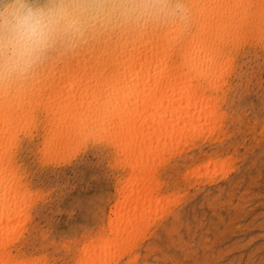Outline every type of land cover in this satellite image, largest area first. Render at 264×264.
<instances>
[{"label": "rangeland", "instance_id": "obj_1", "mask_svg": "<svg viewBox=\"0 0 264 264\" xmlns=\"http://www.w3.org/2000/svg\"><path fill=\"white\" fill-rule=\"evenodd\" d=\"M194 1L186 0L189 7L191 2ZM198 1L200 0L195 1V3ZM115 34L116 32L104 35L100 41L105 45L106 39L115 38ZM250 41L252 44L249 45ZM244 43L240 44L241 47L239 46V49L237 48V51L235 50L233 54L232 65L234 66L230 65L232 68H226L227 71L230 69L233 71L231 72L230 70L231 73L227 72V75H222L219 78V90L216 91L217 93L211 91L212 95L210 94V96L214 98L217 96L216 99L219 96V103L217 100L216 102L213 100L214 102H210L204 108L206 116L204 121H207V118L208 121L206 123L202 122V126L204 123L205 128H208L212 124L210 129L214 130V132L211 133L209 129L208 131H202L203 134H199L201 133V126H199L195 130L198 132L199 129V135L196 134L198 137H196V140H193V138L195 139L193 135L192 137L191 135L182 137L186 143L187 141H192L191 144H184L182 139L177 140L176 145H174V141H171L173 144L171 142L166 144L170 147L169 144L171 143V146H173L170 148L167 146L172 151H169L172 155H169L167 148H165L166 146L164 148L158 147L159 150L161 149V154L157 151L158 149L156 150V154H159L160 158L152 151V158L156 155V158H153L156 161L155 164H158V158L160 160L163 156L167 161L162 164L165 160L163 159L162 162L158 160L161 162V165L160 163L158 164L159 167H162L159 168L157 166L158 170L156 166H153L155 164L151 163V155L148 156L149 165L151 163V166L156 169H151V166H149L151 172L148 173L150 179L148 177L149 181H147L151 182V184L143 181L148 187H145L144 184L138 186L140 190H138L139 196H141L142 192L151 193V195L147 194L144 196V198L151 196L148 199L149 201L145 198L144 203L141 200L143 196L139 198L140 200H134L136 198V189L133 190L134 196L133 194L128 196L129 200L124 196L125 192H127L125 187H131L129 183L133 182L129 178L128 180L130 181H125L126 177H129L130 171L123 164V161H121L122 163L120 162L121 156L117 155L118 158H116L115 149L109 144L106 145V140L103 141L100 138L99 142H96L98 139L92 135H90L91 138L88 135L87 139L80 136L77 139L78 142H73L69 145L71 147L68 146V149L66 147V151L64 148V152L62 150H60V153H58L59 151H51V154L53 152L52 155L48 151L46 152L48 138L45 136H48V134L45 132V121L47 117H45V113L42 110L49 103L65 104V99L55 100V96L49 95L56 92V96H58L57 91L66 86L68 81V79L66 81V77L68 75H65L62 69L65 68L64 64L69 57L72 56V59H74L73 57L78 56L77 52L64 57L53 58L40 69L32 82L22 85L13 91L11 95L0 93V114H5L4 122H9L13 112L19 115L15 119L17 122L13 124L15 126L19 122L15 126L18 127L15 131L17 136L13 130L17 137L16 141L14 140L15 136H11L10 140V137L6 138L11 134L12 130L11 132H9L10 130L8 131V135L6 132L7 125L5 128V124H0V130L5 128V135L1 137L0 141L2 143L0 142V145L5 144V151L7 150L5 152L1 146L3 150L0 153L5 155L1 154L3 162L1 160L2 164L0 165L4 166L0 170H6L4 171L5 175L1 179L3 178L5 180L3 183H5L10 178L12 183H17L16 186L21 183L16 188L18 189L21 186L19 188L21 192L26 188L24 192L28 190V193L26 194L25 192V194H29V196L25 195L26 197H24L14 187L17 195L20 193L19 197L24 198H21L24 202L20 204L22 202L20 199V203L15 204V209L17 210H9L10 216L17 215L14 216L15 218L8 215L10 221L13 219V224L11 225L14 226L16 222L19 223L18 226L16 225L17 227L15 226V233L10 236V238H13L8 243V248L6 247V251L8 250L11 253L9 255L14 260L12 261L13 264L17 263V260L18 264H23L26 261L27 264H94V262H96L95 264H264V47L253 40L246 41V44ZM52 70L57 72L55 71L53 75ZM62 75H65L64 78ZM52 76L56 77V80ZM81 77L83 79L79 82V87L74 85H76V80L78 82L80 78L74 79L73 92L76 88V93L74 92L76 99L74 101H87L92 96L89 93L83 95V92L80 91L82 87L80 85L83 83L86 86L87 82L85 80H88L84 76ZM52 80L53 82L51 83ZM62 80L66 84L62 83ZM91 82L88 81L90 85H87L88 87L86 88L90 89L91 87L94 89V81L91 80ZM223 82V85L220 84ZM62 84L65 85L63 86ZM220 86H223L222 90ZM228 86L231 87L229 88ZM52 87L55 88H53L54 91H51ZM78 91H80L82 96L80 93L77 94ZM76 95H79V97ZM211 103L219 104L215 105L217 110L213 107L214 104L212 106ZM209 105L211 109L212 107L214 108L212 110L209 109L211 114L215 115L213 118L208 117L210 112L206 109ZM29 110H34L32 113L37 118H33V114L31 115ZM208 113L209 115H206ZM25 114H27V117H25ZM222 114H224L223 118L220 116ZM216 115L219 116L217 117L220 122ZM203 116L204 113L199 116L201 121H203ZM41 118L42 120H40ZM215 118L218 121H215ZM33 119L34 124H31L30 127V120ZM39 120L40 122H38ZM209 121L210 125L208 124ZM21 122L22 124L20 125ZM37 123L39 126L31 130L33 126L38 125ZM214 123L215 125L219 123L222 125L221 123H223L222 126L218 125V129L222 128V130L218 131L217 125L213 126ZM25 125L26 127L24 128ZM21 127L26 130H22ZM42 127L44 128L43 130ZM19 132L20 134H18ZM42 133L43 136H41ZM205 133H208L206 137ZM80 138L83 139L81 142ZM9 142L12 148L8 145ZM12 143L17 145H12ZM74 143H79L80 145L77 144V147L74 146ZM175 147L178 148L175 149ZM10 149L11 151H9ZM163 150L164 153L162 152ZM165 152L167 153L165 154ZM44 153H48L49 156ZM7 155L8 158H12L9 159L10 161L7 160ZM208 159L211 160L209 161ZM115 161H117L116 164ZM10 162L13 163L10 164ZM203 162L206 167L202 165ZM8 163L12 167L8 166ZM162 165L165 166V169ZM7 168L10 172L8 175H6ZM10 168H13L14 170L12 169V171L16 172H14L15 177L11 175L12 171ZM154 169L158 172L157 174L154 172L153 176L157 177H154L155 181L158 179L161 182L160 184L158 180V184H156L153 180L154 178L150 175ZM25 174L26 176H24ZM5 176H7V179L4 178ZM17 176L20 179H18L19 183H15ZM133 176L139 177L138 174ZM151 179L153 182L150 181ZM120 180L123 183H120ZM9 182L4 185H11L12 183L9 184ZM152 183H155L157 188L160 189L159 193H157V188L154 189V184L151 187ZM122 184L126 185L123 186ZM26 185L27 187H25ZM11 186L13 187V184ZM119 186H122V189ZM142 187H145L146 190L142 191L145 189H142ZM149 187H151V190H148ZM7 192L11 194V191ZM122 193H124V199L121 197ZM160 196L164 200L162 198L161 200ZM130 199L131 204L129 203ZM165 200L167 201L165 202ZM115 202H118L120 206H116ZM147 202L151 206H154L157 202L159 203H157V207L154 206V210L152 206L151 210V206ZM17 204L19 206L22 205L23 210L21 207L18 209L19 206ZM162 205L165 206L162 207ZM134 206L137 210L133 209ZM128 207L129 209L131 207V209H127ZM143 207L146 209L148 207V212L146 209L145 212L144 210L142 212L141 209ZM161 208H164V211ZM155 209L156 214H154ZM19 210L22 211V216ZM120 210L123 212L128 210L129 215L131 210L135 214L137 213L135 215L137 221H134L135 223L132 222L134 227L131 226L133 231L131 232L132 229L128 228L130 234L126 232L119 234V236L121 235L120 239H122V236L125 239L122 240L120 245H117L119 247L115 245L118 249L116 247L113 249L112 255L114 257L111 256L109 259V252L107 251L108 255L103 253L104 255H99L100 259L99 257L85 259V254L94 250V252H98L97 242L101 240L100 238L106 241L119 237L117 233L111 232L108 224L110 218L114 219L115 217L113 212L118 214ZM147 213L152 218L149 219ZM139 217L140 221L143 218L147 219L146 222L145 219L142 220L145 224L142 223L143 225L140 226ZM16 219L17 221H15ZM1 225H4V223L2 222ZM8 225H10V222ZM16 233L22 236L19 235L20 237L18 236V238ZM126 234L128 238H126ZM111 250L109 251L111 252ZM121 251L127 252L122 253ZM114 252L118 254L115 255ZM120 253H122V257L119 256ZM97 258L101 261L99 262ZM10 260L8 264H12Z\"/></svg>", "mask_w": 264, "mask_h": 264}, {"label": "bare ground", "instance_id": "obj_2", "mask_svg": "<svg viewBox=\"0 0 264 264\" xmlns=\"http://www.w3.org/2000/svg\"><path fill=\"white\" fill-rule=\"evenodd\" d=\"M195 1L191 2L190 7H189L190 8L189 23L187 24V26L183 28L178 27V26H166V27H149V28H144V29H139V30L120 31L119 33L116 32L115 38H110V39L107 38L105 45L100 41L102 40L101 38L102 36H101L97 38L94 42H92L91 44L78 50L77 57H73L74 59H72V56H71L67 59V62L64 64L65 66L63 65L65 68L62 69V72H64L65 75H68V76L71 75L70 77L67 76L68 78L66 77V81L68 79V81L66 82L67 84L62 80V83L66 84L65 86L66 88L64 87L65 89L62 88L61 90H58L57 91L58 96H56V92L51 93V95H49V96H55V100L65 99L66 102L65 104L62 103L61 105L59 103H49L44 107V110H42L45 113V117H47L46 118L47 120L45 121V126H46L45 132L48 134V136H45L46 138H48L46 152L48 151L50 153L51 151H56V152L59 151L58 153H60L61 152L60 150L64 152L63 149L65 148V151H66V147L68 149V146L71 145L73 142L75 141L78 142L77 139L80 136H83V138L87 139L88 135L90 138H91L90 135H92L93 137L98 139V140L96 139L97 140L96 142H99L100 138L103 141L106 140V145L109 144L115 149L116 158H118V156H121L122 158L120 159V162L123 161V164L130 171L129 177H126L127 179L125 181H127L128 178L133 181L129 183L131 187L130 186L128 187V185H127L128 188L125 187V190L127 192H125V194L122 193L121 197L124 199V196H125L127 199L128 196H130L131 194H133L134 196L133 190L135 189L137 192L135 193L136 198L134 200H140L139 198L143 196V199L141 200H142V203H144L143 201L145 200V198H147L148 200L149 197H151V196L149 197L147 196L144 198V196H146L147 194L151 195V193L142 192L146 190L145 187H148L145 183H143V181L144 182L146 181V183L151 184V182H148L150 179V177L148 176V173L151 172L150 170L152 168H155L151 166V163H154V164L156 163V161L153 160V158H156L155 156L157 155L156 150L158 149L157 151L160 152L161 154V149L159 150L158 147L164 148L166 146L165 148H167L168 145L166 144H168L171 141H174L175 142L174 145H176V142H178L177 140L182 139V137H185L187 135H191V137L193 135L195 137V139L193 138V140H196V137H197L196 134L199 135V134H203L202 131H206V130L208 131L210 127H212L211 126L212 124L210 125V121L211 122L213 121L212 119H210L208 123L210 126H208V128H205L204 123H203L204 127L202 126V122L206 123L208 121V118H207V121H204L206 117L204 108L210 102H214V101L216 102V100L217 102L219 101V96L216 99L217 96H215L214 98L213 96H210V94H211V91H213L214 93L219 90V85H218L219 78H221L222 75H227V72L228 73L230 72L231 69L227 71L226 68L228 69L232 68L230 65L233 64V59H234L233 54L235 50L239 46L241 47L240 44H243L244 42H245L244 44H246V41H249V40H253L256 43L261 44L264 47V0H200L197 3H195ZM250 44H252L251 41L249 42V45ZM224 70H226L225 71L226 73L224 72ZM55 71H53V75ZM232 71L233 70H231V72ZM223 72L224 74H222ZM87 74L88 76H86ZM81 76H84V78L86 77L85 79L88 78L87 81L85 80L88 86L90 85L88 84V81L92 83L91 80H93L94 89H92L91 87L90 89H88L86 88L88 86L87 85L85 86L82 83V85H80V87L81 86L83 87V88L81 87L80 89V91L83 92L82 94L87 95V93H89L92 96L87 101H84V100L74 101L76 99L74 95L76 88L74 89V92H73V87L74 86L79 87V82L83 79ZM52 78L55 79L56 77L52 76ZM79 78L80 80L77 82L76 79H79ZM74 79L76 80V85H74L75 84ZM57 81H60V80H57ZM48 82H50V80H48ZM52 82L53 80L51 81V83ZM57 83L58 82H56V84ZM220 84L223 85L224 82ZM57 85H59V83ZM222 87L223 86H220L221 90H222ZM53 88L54 87H52L51 91H54L55 88L54 89ZM80 91H78L77 94H79ZM49 96L48 98H50ZM77 97H79V95ZM223 100L221 101L223 102ZM218 103L217 105H219ZM211 104L213 106L214 103H211ZM210 105L206 109L207 111L210 112V115L209 113L206 115H209L208 116L209 118L210 117L213 118L215 115L211 114V111L209 110L211 109ZM215 105L216 103L213 106L214 108H216L217 106ZM213 107L212 109H214ZM218 108L220 107L218 106ZM34 110H29L31 111L30 112L31 115L33 114L32 112H34ZM215 110H217V108ZM203 113H204V116L202 117L203 121H201L200 120L201 118L199 116L200 115L202 116ZM212 113L215 114V112L213 111ZM27 114H29V112H27ZM27 114H25V117H27L26 116ZM222 115L220 116L223 118L224 114ZM0 116H1L0 124L1 123H3L2 125L5 124L4 125L5 128L7 125L6 132L8 135H9V132H11L12 130L11 134L8 137H6V138L10 137L9 138L10 140L11 136L12 137L15 136V133H16L15 131L18 128L15 126H17L19 122L15 124V126L13 124L17 122L15 121V119H17L16 116H19V115L13 112L10 116L9 122H4L5 121L4 113L3 114L1 113ZM217 116L218 115H216V117ZM34 117H35V114H33V118ZM218 117L217 119L219 120ZM217 119L215 118V121ZM40 120H42V118ZM40 120L38 122H40ZM30 121L31 122L29 123V125L31 127V124L32 125L34 124V119ZM43 121H42V124H43ZM21 124L22 122L20 123V125ZM221 124L223 125V123ZM2 125L1 127H3ZM29 125L27 124V126ZM216 125L215 123L213 124L214 127ZM218 125L222 126L220 125V123ZM218 125L216 126L217 129L219 127ZM11 126H13L12 129H10ZM38 126L39 124L33 126L31 130H34L33 128L38 127ZM45 126L43 125V127ZM199 126H201L200 127L201 133H199V129H198V132L195 131L197 130V127ZM25 127L26 125L24 126V128ZM43 127H42V130L44 129ZM5 128L0 130V140H1V137L5 135L4 133ZM21 129L26 130V129H23V127H21ZM220 129L222 130V128ZM220 129H218V131ZM13 130L15 133L13 132ZM210 132L213 133L214 130L213 131L211 130ZM12 133H14V135H12ZM18 134H20V132ZM207 134L205 133V137L207 136ZM16 136H17V133H16ZM41 136H43V133ZM95 138L93 140H95ZM16 139L17 137L14 138L15 141ZM14 140L13 142H15ZM82 140L83 139H81L80 142ZM183 140L184 139H182V141ZM184 141L183 143L185 144L186 141L185 142ZM79 143H74L75 144L74 146H77V144ZM171 143L173 144V142ZM171 143L169 145L170 147H173L171 146ZM187 143L191 144L192 141L191 142L187 141ZM10 144L11 143L9 142L8 145L10 146ZM14 144L12 143V145ZM1 146L2 148H4V151H5V148H6L5 144L0 145V148ZM43 146L45 145L43 144ZM179 146L181 147V145ZM10 147L12 148V146ZM2 148L0 151L3 150ZM169 148H167L168 153L169 151L172 152L171 150H169ZM177 148L175 147V149ZM181 150L184 151L183 149ZM9 151H11V149ZM152 151L154 152V154H156L155 156H153V158H152V155H153ZM162 152L164 153V150ZM166 153L167 152H165V154ZM1 154L3 153H0V161L2 160L1 157L5 155L3 154V156H1ZM9 155H11V153H9ZM45 155L49 156L48 153ZM150 155H151L150 160L151 159L152 160L149 165L148 156ZM169 155H172V154L169 153ZM157 157L160 158V155L158 154ZM163 157H161L160 159L161 162L163 161V159L165 160V158ZM7 158H8V155H7ZM47 158L46 160L49 159ZM9 159H12V158H8L7 160ZM43 159L45 160V158ZM158 160H157L158 164L160 163L161 165V162H159L160 160L159 161ZM117 161H115V164ZM152 161H155V162H152ZM166 161L167 160H165L164 163L162 162V164H165ZM208 162H205V163H208ZM12 163L10 162V164ZM214 163L216 162L214 161ZM0 164L2 163L0 162ZM158 164H155V165L152 164V165L159 167ZM202 165L206 167L205 166L206 164H204V162ZM2 166L0 165V168ZM8 166L12 167V165H9V163H8ZM149 166H151L150 170H149ZM162 166L165 169V166L164 165ZM8 168H7L8 171L6 175L10 173ZM12 169L13 168H10L11 171ZM155 169L152 170V174H150L153 178L155 177L153 176V173L155 172L157 174L158 172V171L156 172ZM4 171L6 170H3V169L0 170V264H8L9 263L8 261L10 259H11L10 262L13 264L12 261L14 260L9 255L11 253L8 250L6 251V249L8 248L7 247L8 243H10L12 240L11 238H13V237L10 238V236L15 233V226L16 225L18 226L19 223L16 222L18 224L15 223L14 226L11 225L13 224L12 223L13 219H11L10 221L9 220L10 217L15 218L14 216H17V215L10 216L9 210H13V209L14 211L17 210L15 209L16 208L15 204L18 202L20 203L19 200L23 198V197L21 198L19 197L20 193H22L20 195H24V197L29 196V194L26 195L28 193L27 192L28 190L25 191L26 192L25 194L24 190H26V188L25 189L23 188L24 189L23 192L20 191L21 189L19 190L21 186H19L18 189L16 188L18 185L21 184L18 182V179H19L18 176H17V181H15V183L16 182L19 183L17 186H16L17 183L16 184L12 183L11 181L12 179L10 178L7 179V176L4 177L7 179V181L3 183V181L5 180L3 178L1 179V177L5 175ZM14 172L12 171L11 175L15 177L14 174L16 172L15 173ZM137 174L139 177L136 176ZM133 175H135L137 178L134 177ZM24 176H26V174ZM14 177H13V180H14ZM155 178L153 179L154 182L156 184L158 183L160 184L161 182H159L158 179H156L155 181ZM152 179L150 181L153 182ZM157 180H158V183H157ZM7 182H9V184L12 183L13 187L11 186L12 184L9 186H5L4 184L7 185ZM120 183H123V182L120 180ZM155 183H152L151 187L154 186ZM140 184H144L145 186V187H142V189L144 188L145 189L141 191L142 192L141 196L138 195V190H139L138 186ZM14 187L17 189V191L20 192L18 195L15 192L16 190ZM25 187H27V185ZM119 187L120 189H122L121 188L122 186H119ZM151 187H149L148 190H151ZM155 188H157V185L154 186V189ZM159 190L160 189H158L157 193H159ZM7 191H11V194H8ZM161 198L162 197L160 196V199ZM162 199L164 200V198ZM165 199H167V197H165ZM167 200H165V202ZM23 202L24 200H22L20 204H22ZM115 203H116V206H120V204L118 205V202H115ZM129 203L131 204V199ZM147 203H146V206H147ZM157 203L154 204V206L157 207L158 206ZM141 205H144V204H141ZM148 205L151 206L150 203H148ZM17 206H19V204H17ZM21 206L22 205H20L19 208L18 207L17 208L20 209ZM152 206H151V210H152ZM154 206H153V210H154ZM164 206L162 205V207ZM134 207L133 209L135 210L136 207L135 208ZM137 208L140 209L141 207H137ZM21 209L23 210L22 207ZM127 209H129V207ZM145 209L146 208L143 207L141 209L142 212L143 210L145 212ZM121 211L122 210L119 211L120 215H119V212L118 214L113 212L115 217L114 219L110 218V221L108 224L111 232L117 233L118 236L119 234L124 233V232H126L127 234H130V232H128L129 230L128 228L132 229L131 227L133 226L132 224L135 223L134 221H137L136 220L137 217L135 216L137 215V213L135 214L133 210L129 211L131 212L130 215L133 217H131L128 214V210H126L127 212L126 211L121 212ZM19 213H21V216L23 215L21 210H19ZM148 214L149 213H147V215ZM154 214H156V209H155ZM18 217H20V215H18ZM148 217L149 219L152 218L150 217V215H148ZM134 218L135 220H133ZM143 219H141V221ZM146 220L147 219H145V222ZM15 221H17V219ZM141 221L139 217L140 226L143 225L142 223L145 224V222L143 221L141 222ZM2 222L4 223V225H1ZM9 222H10V225H8ZM140 226L138 225V228ZM135 229L138 230L137 228ZM132 231L133 229L131 230V232ZM19 233H16L18 234L16 235L17 237L20 235ZM120 237L121 235L114 239L107 238L110 240H106V241H104L105 239L103 240L102 238H100L101 240L97 242L98 252L97 251L94 252L95 251L94 250L92 252H89L88 254H85V259H88L90 257L92 258L94 257L93 259H95V257H99L100 259L99 255L103 253L107 254V251L109 252V257H108L109 259L111 258V256L114 257L112 255L113 249L117 245H120L122 240L125 239V237L123 236H122V239H120ZM16 238H14V240H16ZM126 238H128V235L126 236ZM124 243H125V240H124ZM117 247L116 249H118ZM110 249H112L111 252L109 251ZM117 252L119 251L117 250ZM117 252L116 253L114 252L115 255L118 254ZM121 252L123 253L124 251H121ZM122 253H120L119 256H121ZM99 259L97 258V260ZM24 260L26 261V259ZM100 261L101 260H99V262ZM95 263L96 262H94V264ZM15 264H18V260H17V263ZM23 264H27V261Z\"/></svg>", "mask_w": 264, "mask_h": 264}, {"label": "clouds", "instance_id": "obj_3", "mask_svg": "<svg viewBox=\"0 0 264 264\" xmlns=\"http://www.w3.org/2000/svg\"><path fill=\"white\" fill-rule=\"evenodd\" d=\"M189 20L186 0H0V93L11 95L53 58L101 36Z\"/></svg>", "mask_w": 264, "mask_h": 264}]
</instances>
